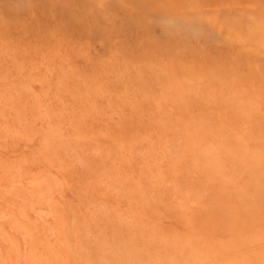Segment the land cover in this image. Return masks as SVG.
Wrapping results in <instances>:
<instances>
[{
  "label": "clouds",
  "instance_id": "9594fccd",
  "mask_svg": "<svg viewBox=\"0 0 264 264\" xmlns=\"http://www.w3.org/2000/svg\"><path fill=\"white\" fill-rule=\"evenodd\" d=\"M49 11L0 25V264H264V0Z\"/></svg>",
  "mask_w": 264,
  "mask_h": 264
},
{
  "label": "rangeland",
  "instance_id": "374dc122",
  "mask_svg": "<svg viewBox=\"0 0 264 264\" xmlns=\"http://www.w3.org/2000/svg\"><path fill=\"white\" fill-rule=\"evenodd\" d=\"M38 12L37 18L34 23H38L40 26L47 25L52 21V15L50 14V4L51 0H36ZM72 3L75 7L83 8L86 0H72ZM26 0H0V25L4 27H10L16 24L18 21L27 16L25 12ZM73 14L72 10L59 8L56 15L58 19H65L68 16ZM223 15V13H222ZM71 27L74 35H86L87 29L81 24L71 22ZM240 183V181H237ZM241 191L244 189L241 186ZM241 218H237L236 225L239 226ZM247 220L251 223H254L256 229L259 230L264 226V219L259 214H254L247 217Z\"/></svg>",
  "mask_w": 264,
  "mask_h": 264
}]
</instances>
